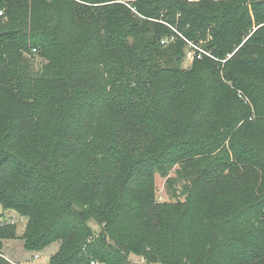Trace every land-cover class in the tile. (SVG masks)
Wrapping results in <instances>:
<instances>
[{"label":"trees","instance_id":"trees-1","mask_svg":"<svg viewBox=\"0 0 264 264\" xmlns=\"http://www.w3.org/2000/svg\"><path fill=\"white\" fill-rule=\"evenodd\" d=\"M125 1L0 0V207L51 264H264V0Z\"/></svg>","mask_w":264,"mask_h":264},{"label":"rangeland","instance_id":"rangeland-1","mask_svg":"<svg viewBox=\"0 0 264 264\" xmlns=\"http://www.w3.org/2000/svg\"><path fill=\"white\" fill-rule=\"evenodd\" d=\"M118 1L126 3L125 0H118ZM1 10L4 11L3 8ZM195 49H197V46L193 42L188 41L186 47V56L182 62V66L184 68H188L191 66L192 60L195 57ZM41 63H42L41 58L36 57L35 64L37 68L40 66ZM232 88H234V90L239 92V98L242 99L245 104L253 107L254 103L251 97H248L244 92L242 93L240 90H238L235 87ZM229 111L231 112L234 111V105L231 100L228 103H224L220 107V112L222 113H227ZM175 169L176 166H173L170 169V173L166 177H162L160 175H157L156 177V195L159 202L175 200L176 197L172 195H174L175 192H179V190L181 189L183 180L177 181L179 178L175 177V172H174ZM250 176L251 173H248L247 177ZM168 178H173L175 183L173 185H169L170 182H168ZM224 182H226V180H224ZM237 187L240 190H244L245 182L239 183ZM5 223L16 224V232L18 235L15 238H11L10 240L5 241L3 252L8 260H11L13 264H51L52 255L55 254L60 247L59 241L52 242L51 244L45 246L43 249L39 251H31L27 249L25 245V241L23 239V234L27 224V217L21 215L15 210H4L2 207H0V228ZM92 224L95 230L97 231L101 230L100 224L94 221L92 222ZM130 260L134 264H148L143 258L133 253L130 256ZM150 264H158V263H150Z\"/></svg>","mask_w":264,"mask_h":264},{"label":"built area","instance_id":"built-area-1","mask_svg":"<svg viewBox=\"0 0 264 264\" xmlns=\"http://www.w3.org/2000/svg\"><path fill=\"white\" fill-rule=\"evenodd\" d=\"M2 12L0 11V14H1ZM162 42H164V41H162ZM199 57L201 56L200 54L198 55ZM38 257V256H37Z\"/></svg>","mask_w":264,"mask_h":264},{"label":"crops","instance_id":"crops-1","mask_svg":"<svg viewBox=\"0 0 264 264\" xmlns=\"http://www.w3.org/2000/svg\"><path fill=\"white\" fill-rule=\"evenodd\" d=\"M6 257V256H5ZM7 258V257H6ZM11 261V260H10ZM12 262V261H11ZM13 263V262H12Z\"/></svg>","mask_w":264,"mask_h":264}]
</instances>
